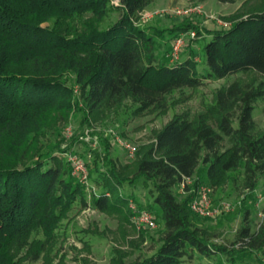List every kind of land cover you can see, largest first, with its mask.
Wrapping results in <instances>:
<instances>
[{"label":"trees","instance_id":"obj_1","mask_svg":"<svg viewBox=\"0 0 264 264\" xmlns=\"http://www.w3.org/2000/svg\"><path fill=\"white\" fill-rule=\"evenodd\" d=\"M150 2L0 0V146L7 137L25 140L38 132L45 111L73 106L67 73L74 74L79 94L91 109L99 105L114 109L129 100L137 111L163 106L170 92L199 87L208 79L250 71L264 75V9L201 33L191 23L171 29L137 25L135 18ZM113 11L120 16L101 27ZM86 14L94 22L86 21L77 29L75 23ZM190 28L202 39L201 68L192 49L187 57L172 62L167 54L159 56L158 39L165 33L175 37ZM261 97L264 80H234L218 89L215 102L196 119L177 115L158 130L133 177L121 178L112 172L114 183L107 180L105 191L94 193L92 208L113 211L128 199L117 193L119 184L142 179L152 186L145 209L138 200L134 203L138 210L151 212L154 205L159 209L164 226L161 243L150 256L130 263L119 260L118 264H181L195 255L215 254L240 263L264 259V220L252 231L249 210H245L231 247L214 243L193 223L198 214L191 210L190 202L197 191L181 200L172 191L185 178L193 177L200 165L211 185L221 184L229 172L240 170L242 185L251 192L256 189L264 176V134H253L254 103ZM7 149L12 157L16 155L15 148L7 145ZM87 169L90 175L91 168ZM97 177L93 180L98 183ZM110 193L115 195L112 200ZM78 199H85L84 187L71 174L70 164L52 149L21 167L0 161V264H17L10 244L33 231L43 237L31 248L29 259L36 261Z\"/></svg>","mask_w":264,"mask_h":264},{"label":"rangeland","instance_id":"obj_2","mask_svg":"<svg viewBox=\"0 0 264 264\" xmlns=\"http://www.w3.org/2000/svg\"><path fill=\"white\" fill-rule=\"evenodd\" d=\"M262 9L264 0H235L231 3L218 0H151L137 15L135 23L144 28L160 29L177 28L184 23H191L203 33L205 29L223 27L238 17ZM119 16V11L111 12L103 20L101 27L109 25ZM86 21H93L90 14L78 19L76 28L81 30ZM178 36L179 33L175 37L165 33L163 38L158 39L159 56L167 54L171 62V47ZM201 40L195 36L191 38L184 35L179 59L187 57L192 49L201 68ZM234 80L257 83L264 80V75L250 71L216 80L208 79L199 87H184L170 92L165 96L163 106L137 111L129 100L114 109H107L103 105L91 109L79 94L74 74L67 73L65 81L73 89V106L69 109L45 111L40 130L30 134L25 140L16 136L7 137L5 145L0 146V161L6 165L15 162L21 167L47 149H52L64 162L67 161V154H75L83 160L86 167L91 168L88 185H82L85 199L76 200L67 210L55 228L52 239L36 261H31L29 256L34 242L43 239L42 234L33 231L13 241L9 251L17 264H118L119 260L130 263L150 256L161 243L164 233L160 211L155 205L152 206L151 214L155 217L156 226L148 229L136 223L129 204L136 199L145 209L151 184L143 182L142 179L135 184H119L117 193L124 194L128 199L125 205H118L113 211L92 208L91 197L95 192L105 191L103 185L107 180L114 183L112 172L121 178L133 177L137 163L146 156L158 130L177 115L186 114L196 119L199 113L205 112L215 102L216 91ZM253 118V134H264V97L254 103ZM207 122L213 124L212 119ZM121 141L135 147L133 156H128ZM7 145L15 148L16 157H12ZM205 170L200 165L189 184L184 185L183 189L181 185L175 186L172 189L173 194L177 200H181L189 193L196 192L198 186L207 185L211 188L213 207H219L221 211L222 205L229 203L230 209L221 211L216 218L195 215L193 223L209 241L231 247L245 210H249L252 231H256L264 220V176L258 179L256 189L251 192L242 185L240 170L229 172L224 182L219 185L208 182ZM97 174L102 176L97 177ZM96 177L98 183L93 180ZM109 198L112 200L115 195L110 193ZM255 257L260 258V255L255 254ZM181 264H264V259L259 262L251 259L240 263L238 260L229 261L221 254L212 257L195 255L192 260L186 259Z\"/></svg>","mask_w":264,"mask_h":264},{"label":"built area","instance_id":"obj_3","mask_svg":"<svg viewBox=\"0 0 264 264\" xmlns=\"http://www.w3.org/2000/svg\"><path fill=\"white\" fill-rule=\"evenodd\" d=\"M230 24V23H229ZM229 24L224 25L223 27L228 26ZM184 35H187L188 37L193 38L198 37L195 30H187L185 33L180 32L179 36L175 38L171 51H170V61H174L178 59L181 46L183 45L184 41ZM121 144L127 151L128 156H133L135 147L125 141H121ZM67 161L71 166V173L72 175L79 181L81 185H88L89 181V174L88 169L83 162V160L78 157L75 154L69 153L67 154ZM191 178H185L180 185H188ZM211 188L207 185H201L197 188L196 196L192 199L190 202V208L191 210L202 217H211L216 218L217 215L220 214L221 211H228L230 209L229 203H224L222 205V210L220 211L219 207H213L211 198H210ZM131 202V201H130ZM130 208L134 212V215L136 217V223L140 227L153 229L156 226V220L154 216L151 214L150 211L147 210H138L134 203L131 205L129 204Z\"/></svg>","mask_w":264,"mask_h":264}]
</instances>
